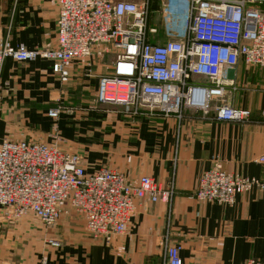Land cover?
Returning a JSON list of instances; mask_svg holds the SVG:
<instances>
[{"label":"crops","instance_id":"1","mask_svg":"<svg viewBox=\"0 0 264 264\" xmlns=\"http://www.w3.org/2000/svg\"><path fill=\"white\" fill-rule=\"evenodd\" d=\"M58 6L55 0H0V30L13 46L53 47ZM101 57L73 61L69 77L60 83L50 62H17L7 58L0 71V140L55 143L77 154L87 172L108 167L122 172L132 184L152 177L162 187L172 183L168 202L137 201L126 231L109 245L94 241L81 217L62 213L45 228L31 216L16 227L43 245L46 264H164L166 245H178L182 264H244L264 260V188L237 195L231 205L198 202L191 195L212 158L229 173L264 179V68L239 63L223 69L236 90L224 100L249 111L246 122L217 121L185 110L181 117L125 115L112 106L95 103L98 78L109 74ZM104 72V73H103ZM69 98L85 96L95 105L62 108L57 120L48 118L52 92ZM55 94V95H56ZM58 94V95H59Z\"/></svg>","mask_w":264,"mask_h":264},{"label":"built area","instance_id":"2","mask_svg":"<svg viewBox=\"0 0 264 264\" xmlns=\"http://www.w3.org/2000/svg\"><path fill=\"white\" fill-rule=\"evenodd\" d=\"M55 1L53 47L13 46L0 30V71L7 58L42 59L64 83L73 61L112 53L110 73L98 78L97 105L116 107L125 115L179 118L190 110L217 121L249 120V111L223 101L226 89L234 91L237 85L222 73L239 63L264 68V0H157L169 35L163 44L151 42L156 29L148 26L156 0ZM61 111L57 105L46 115L55 121ZM256 161L264 165V153ZM253 188L263 189L264 179L226 172L212 158L191 196L198 202L231 205ZM173 193L171 182L164 188L146 175L132 184L108 167L87 172L77 154L55 143L0 140V225L32 215L48 228L68 211L81 217L94 241L109 245L126 231L137 201L166 203ZM44 242L51 247L60 243L52 238ZM179 252L178 245H166L164 264H182Z\"/></svg>","mask_w":264,"mask_h":264},{"label":"rangeland","instance_id":"3","mask_svg":"<svg viewBox=\"0 0 264 264\" xmlns=\"http://www.w3.org/2000/svg\"><path fill=\"white\" fill-rule=\"evenodd\" d=\"M148 26L156 29V34L151 38V42L154 44H163L169 35H167V27L160 15V8L157 5V0L151 5ZM100 60V65L103 68L107 63L109 65L113 63L114 55L112 53L103 55ZM51 94L52 101H50V103H55L54 106L60 105L66 110L72 107L85 110L90 105H95L94 102L89 104L90 101L86 100V93H84V97L72 96V98H69L71 106L69 103L65 102V98H62L64 96L63 94L60 95L58 93V95L55 93V90ZM28 216H31L33 220L39 222L34 216ZM18 221H20V219L10 225H0V264H41L44 260L43 251L46 249L43 248L42 244L46 246L49 245L45 244V242H39L36 238L28 237V235L25 234V230L21 229L25 227V225L19 229L16 227L15 224H17Z\"/></svg>","mask_w":264,"mask_h":264}]
</instances>
